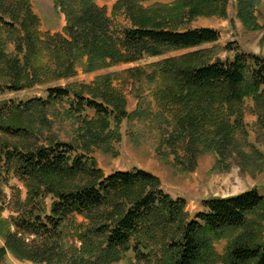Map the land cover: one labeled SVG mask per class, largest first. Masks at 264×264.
<instances>
[{"label": "trees", "instance_id": "1", "mask_svg": "<svg viewBox=\"0 0 264 264\" xmlns=\"http://www.w3.org/2000/svg\"><path fill=\"white\" fill-rule=\"evenodd\" d=\"M142 1L149 0L116 3V14L124 10L132 24L125 27L115 25L97 0H56L67 24L63 33L51 34L41 31L28 0L17 5L0 0V92L67 79L80 66L91 72L146 55L196 49L152 64L150 77L164 87L161 97L175 116L178 137L192 134L224 155L234 128L243 126L247 98L264 109V56L238 51L233 60H213L211 49L198 48L219 40L214 29L180 31L154 22ZM180 1L191 5V18L226 15L228 0ZM261 2L239 0L238 16L246 28H264L256 15ZM127 72L144 78L140 68ZM114 78L107 73L79 90L50 86L46 99L0 101V264L9 253L37 264H62L68 253L69 264H114L130 252L148 264H264V196L257 188L211 198L204 202L207 211L190 220L186 199L166 193L158 176L141 169L106 175L93 157L78 153L77 145L45 132L48 109L71 98L67 115L91 108L105 126L111 116L119 125L130 114ZM32 112L39 126L27 118ZM12 175L24 183L25 197L9 185ZM69 232L80 247L68 245ZM224 239L220 253L216 244Z\"/></svg>", "mask_w": 264, "mask_h": 264}, {"label": "rangeland", "instance_id": "2", "mask_svg": "<svg viewBox=\"0 0 264 264\" xmlns=\"http://www.w3.org/2000/svg\"><path fill=\"white\" fill-rule=\"evenodd\" d=\"M7 1L17 5L21 0ZM28 2L34 14L40 18V29L43 33L56 34L65 31L67 18L57 7L56 0ZM117 2L118 0H97V4L106 9L115 25L131 27L124 10L116 14ZM141 5L151 10L152 21H162L180 31L202 27L214 29L220 36L219 40L198 48L211 49L210 57L213 60H233L238 51L264 56V28L251 30L244 26L238 16L239 0L227 1L225 16L198 14L194 18L188 15L191 5H183L180 0H149L142 1ZM173 13L176 15H171ZM256 15L259 23L264 25V0L258 6ZM9 47L14 50L12 44ZM194 50L196 49L174 50L163 56L146 55L137 62L115 64L91 72L80 66L77 73L67 79L46 82L44 85L21 91L0 92V101L20 103L33 98L46 99L50 86H71L79 90L81 84L92 85L102 75L115 74L113 86L125 96L129 117L118 125L111 116L109 125L105 126L102 117L91 108H85L81 115L69 116L66 112L70 109L72 98L65 99L56 102L46 112L48 123L45 124V132L54 133L60 141L77 145L78 153L93 157L106 175L141 169L158 176L166 193L174 198L186 199L189 219L193 220L198 213L207 211L204 202L211 198L238 195L252 188H257L264 196V156L258 157L259 152L264 155V109H260L252 98L246 100L243 126L234 128L232 142L228 145L229 152L224 155L206 148L205 141L199 143L197 138H192V134L178 137L175 131L178 130L175 116L166 109V103L161 97L160 89L164 87L161 82H155L150 77L152 64L168 57H180ZM133 68L143 70L144 78L131 76L127 70ZM36 114L32 112L27 118H31L39 126V120L34 118ZM234 120L231 117V121ZM84 149L89 153L84 152ZM239 150L245 155L240 156ZM9 185L19 187L22 197H25L26 188L21 180L12 175ZM5 190L7 202L10 201L11 189L7 187ZM51 202L49 198L48 205ZM8 211L4 213L5 217L10 215ZM82 220L78 217L79 222ZM68 235V245L75 243L80 247L81 243L73 239V234L69 232ZM3 245L0 237V247ZM226 245L224 239L216 244V248L223 253ZM65 259L62 264H69L71 253ZM96 259L97 255L93 256V260ZM5 264L37 263L21 261L9 253ZM114 264L148 263L140 262L130 252Z\"/></svg>", "mask_w": 264, "mask_h": 264}]
</instances>
